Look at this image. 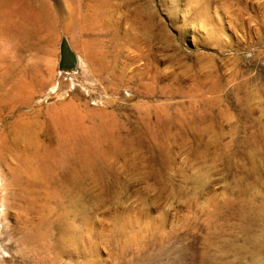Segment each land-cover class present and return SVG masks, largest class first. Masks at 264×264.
<instances>
[{
  "label": "rangeland",
  "instance_id": "1",
  "mask_svg": "<svg viewBox=\"0 0 264 264\" xmlns=\"http://www.w3.org/2000/svg\"><path fill=\"white\" fill-rule=\"evenodd\" d=\"M97 1L42 3L40 51L0 36L42 79L0 107V264H264V0Z\"/></svg>",
  "mask_w": 264,
  "mask_h": 264
},
{
  "label": "bare ground",
  "instance_id": "2",
  "mask_svg": "<svg viewBox=\"0 0 264 264\" xmlns=\"http://www.w3.org/2000/svg\"><path fill=\"white\" fill-rule=\"evenodd\" d=\"M46 1L47 0H0V36L2 37L7 36L8 38L9 34H14L16 37L15 39L19 40L18 48L20 50H22L24 47L28 49L29 47H31V50L40 51L43 46L40 33L42 34L46 33L44 29H47L49 35H53V32L55 30V22L53 20L48 19L45 15V11H44L45 5L42 3H45ZM55 1H60V0H55ZM74 1L77 2L83 0H74ZM93 1L95 2L97 0H93ZM100 1L102 2V0ZM97 2H99V0ZM7 3H12V4H7ZM31 6H37V7L35 9H32L30 8ZM39 6H43V7L39 8ZM11 24L14 25L12 26ZM35 30H37V35L39 39L38 42H35L33 39V34ZM0 62L4 63L3 56H0ZM27 76L30 77V80L26 79ZM35 82L38 83L42 82V79L39 77L38 63L36 64L33 63V65L25 66L24 69L18 68L17 66H13L11 68L0 67V107H2L4 103H8V101L10 106L13 105L17 106L15 105V102L18 103L19 101H21L20 96L30 92L29 91L30 88L33 90L32 86L35 84ZM26 95L28 96V94ZM14 106L12 107V109L14 108ZM4 109L6 108H3V110ZM9 111L10 110H8V112ZM16 126H17L16 127L17 131H14L15 136L13 137V139L8 141L7 136L2 137L3 140V143L1 144L2 147L7 146V142L9 144L10 141L14 142L15 139L17 140V136H18L17 132H19L18 134H21L23 130L29 128V125L23 124V122L17 123ZM2 128L3 130H5L7 128V125L4 126L3 124ZM54 129L57 133L66 135L65 136L66 139H65L63 136L57 134L56 148L54 149V155L56 156L57 164L62 165L63 163L66 162H75L76 153H77V147H76L77 128L75 129L74 121H72L69 117H65V116L61 118H57L54 123ZM31 140L32 137L30 141ZM38 159L41 164L44 160V156L38 157ZM40 166L41 165H39L38 168L34 170L33 174L36 173L42 174L43 172H45L44 170L46 169L44 170L40 169Z\"/></svg>",
  "mask_w": 264,
  "mask_h": 264
},
{
  "label": "water",
  "instance_id": "3",
  "mask_svg": "<svg viewBox=\"0 0 264 264\" xmlns=\"http://www.w3.org/2000/svg\"><path fill=\"white\" fill-rule=\"evenodd\" d=\"M62 54H63V67L72 68L77 65L78 57L73 52L70 45L66 41L62 45Z\"/></svg>",
  "mask_w": 264,
  "mask_h": 264
}]
</instances>
